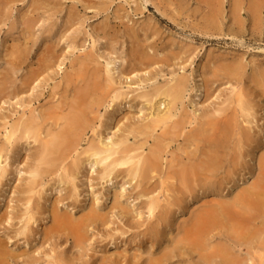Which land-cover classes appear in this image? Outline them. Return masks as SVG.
<instances>
[{"label":"rangeland","instance_id":"obj_1","mask_svg":"<svg viewBox=\"0 0 264 264\" xmlns=\"http://www.w3.org/2000/svg\"><path fill=\"white\" fill-rule=\"evenodd\" d=\"M258 70L264 71V0L5 4L0 251H7V264H264V199H232L260 177L264 193ZM175 85L181 100L152 128L171 100L156 89ZM71 113L83 115L75 139L42 160L43 141ZM28 122L40 132L36 141L23 132ZM120 141L130 154L157 151L159 170L143 181L127 165L107 175L99 155L89 153ZM209 155L219 159L214 168Z\"/></svg>","mask_w":264,"mask_h":264},{"label":"bare ground","instance_id":"obj_2","mask_svg":"<svg viewBox=\"0 0 264 264\" xmlns=\"http://www.w3.org/2000/svg\"><path fill=\"white\" fill-rule=\"evenodd\" d=\"M210 1V0H207V2ZM212 1V0H211ZM8 2H14V0H0V15L2 14V8L5 4H7ZM37 2V1H36ZM40 3V1H39ZM214 3V2H213ZM43 4V3H41ZM31 5V4H30ZM212 6V5H211ZM43 7V6H42ZM213 7V6H212ZM215 8V7H214ZM33 9V8H32ZM252 10L254 11V13L256 15H258L259 13V9H258V5L256 4H253L252 5ZM260 14V13H259ZM73 16V15H72ZM70 18V17H69ZM68 18V19H69ZM258 19V18H257ZM13 24V23H12ZM25 26L28 27V25L26 24ZM33 26V25H32ZM13 27V26H12ZM31 28V27H30ZM26 30V29H25ZM26 35V34H25ZM18 45V44H17ZM20 53V52H19ZM137 60V59H136ZM138 61V60H137ZM12 62V61H11ZM143 63V62H142ZM147 63V62H145ZM150 63V62H149ZM144 64V63H143ZM12 65V64H11ZM147 66V64L145 65ZM10 67V66H9ZM45 67V66H44ZM118 69V68H117ZM234 70V69H233ZM106 73L109 75V71L110 69L106 68ZM13 72V71H12ZM121 75H124L125 71H124V68H120L119 71H118ZM131 72V71H130ZM239 72V71H238ZM257 72V83L259 84L258 86L262 87V89H264V71L262 70H258L256 71ZM105 73V74H106ZM98 76V75H97ZM32 77V76H31ZM100 78V77H99ZM181 79V78H180ZM30 80V79H29ZM103 80V79H102ZM179 80V79H178ZM24 81V80H23ZM107 80H105L106 82ZM108 81L109 83H113L114 79L109 75V78H108ZM180 81V80H179ZM115 83V82H114ZM180 83V82H179ZM178 83V84H179ZM103 84V83H102ZM176 84V83H175ZM107 87H109L108 85H105ZM170 86V85H169ZM172 87V86H171ZM156 92L157 94L156 95H163L165 97L168 98V96L170 97L171 100H169L168 102V106L167 108L164 110V111H160V112H156L155 113V116L153 117V120L151 122V126L153 128V126H157V124H159L160 122H166L171 116H172V113L170 111V107L172 105V103H177L175 102L176 100H181L182 96H183V93H182V90H181V86L180 85H175L173 86L172 88H164L162 90H159V89H156ZM184 92V91H183ZM94 93V92H93ZM120 93H116L112 96V99L114 98H117L119 97ZM242 95L243 94H239V101L242 102ZM244 96V95H243ZM248 98V97H247ZM165 99V98H164ZM168 101V100H167ZM171 101V102H170ZM253 104V103H252ZM81 105V104H80ZM79 105V106H80ZM246 105V102L242 103L241 105V109H243L245 111V114H250V111L251 109H248L245 107ZM87 106V105H86ZM166 107V106H165ZM174 107V106H173ZM249 107V106H248ZM82 108V107H80ZM220 108V107H219ZM172 110V109H171ZM252 111V110H251ZM79 112V111H78ZM215 112V111H214ZM81 114H78V113H71V114H68L67 116V122H66V126L64 128H62L61 130H59L57 133L55 134H52L49 138H47L46 140L43 141L42 143V148H43V156H42V160H47L50 156H52L51 154L54 152L55 154V150L56 151H59L60 148H63L65 149L66 147H68L70 144H71V141L74 140L75 138L72 136L74 133H75V130L77 128H79V125L81 124ZM210 115V114H209ZM216 115V114H215ZM83 116V115H82ZM43 117V116H42ZM227 117V116H226ZM229 118V116H228ZM250 119V118H249ZM65 120V119H64ZM84 122V120H83ZM245 122V121H244ZM176 123V122H175ZM174 123V124H175ZM207 124H208V127H214V126H218L216 124V122H212V121H207ZM17 125V124H16ZM35 124L33 122H28L26 125H24V134L25 132H27V134H29V132L33 133V138L34 140L36 141L38 139V136L40 135V132L37 128L34 127L33 129V126ZM38 125V124H37ZM65 125V124H64ZM23 126V125H22ZM39 126V125H38ZM178 126V125H176ZM198 126V125H197ZM203 126V125H202ZM14 127V126H13ZM174 127V126H173ZM231 127V126H230ZM15 128V127H14ZM145 128V126H144ZM175 128V127H174ZM179 128V127H178ZM13 129V128H12ZM20 129V128H19ZM146 129L148 131H146L145 133H149L150 129L148 128V126L146 125ZM241 129V128H240ZM32 130V131H31ZM177 130V129H176ZM251 130V128H250ZM15 131L16 129H13L11 130L9 133H8V138L11 139L12 136H14L15 134ZM78 131V130H77ZM199 131V130H197ZM209 131V130H208ZM81 132V131H80ZM168 132V131H167ZM82 133V132H81ZM249 133V132H248ZM171 134V133H170ZM191 134V132H190ZM26 135V134H25ZM24 135V136H25ZM172 135V134H171ZM22 136V135H21ZM20 136V137H21ZM27 136H30L27 135ZM170 136V135H169ZM198 137V133L195 134V137ZM249 136V135H248ZM26 137V136H25ZM228 137V136H227ZM246 140V139H245ZM248 141V140H247ZM122 143V141L120 142H117V143H112L110 144L109 146H106V147H95L92 149V151L89 153V156L90 155H99V158L96 159V161L98 160H101L100 162L105 164L106 165V171H107V175H110L111 172L119 167V166H123V165H127V168L128 171L130 172H133L134 174H136V172H141L140 174V177H141V180H145L147 179V174L149 175V173L151 172H154V171H157L159 170V159L161 158V156L158 155V152L157 151H154L152 154L150 155H141L140 153L139 154H130L129 152L132 150V148L130 147H122L121 149L119 148L120 144ZM74 144V143H73ZM207 144V143H206ZM158 146V145H157ZM160 146V145H159ZM241 146V145H240ZM167 147V146H166ZM202 147V146H201ZM205 148V147H204ZM210 148V147H209ZM69 149V148H68ZM206 150V149H205ZM210 150V149H209ZM241 150V149H240ZM3 151V150H2ZM57 153V152H56ZM115 154H118L117 156H114ZM121 154V155H120ZM206 155V154H205ZM122 156V157H121ZM197 156V155H196ZM200 156H203V155H200ZM55 157V156H54ZM59 157V156H57ZM204 157V156H203ZM50 159V158H49ZM193 159V158H192ZM218 158L215 156V155H209V164L212 168H214V166H217V163H218ZM53 161V160H52ZM57 161V160H56ZM192 161V160H191ZM42 163V162H41ZM191 163V162H190ZM189 163V164H190ZM261 163V161H260ZM193 165V164H192ZM242 165V164H241ZM49 166V165H48ZM77 166V165H76ZM264 164L260 165V167H263ZM44 169V168H43ZM42 169V170H43ZM109 169V171H108ZM196 169V168H195ZM263 169V168H262ZM38 170V169H37ZM35 170V171H37ZM213 169H209V171H212ZM264 170V169H263ZM263 170L260 172L261 174L259 175H262L264 176V172ZM47 171V170H46ZM49 171V170H48ZM184 171V170H183ZM182 171V172H183ZM45 172V171H44ZM200 172V171H198ZM197 172V173H198ZM38 173L34 172V175H37ZM213 174V173H212ZM182 175V174H181ZM214 175V174H213ZM183 176V175H182ZM39 177V176H38ZM198 178V177H197ZM201 179V178H200ZM180 180V179H179ZM178 180V181H179ZM199 180V179H198ZM194 181V180H193ZM231 181V180H230ZM41 182V181H39ZM138 182V181H137ZM39 184V183H38ZM193 184V183H192ZM250 186V185H249ZM262 187V184H261V177L260 178H257L253 184L250 186V188H243L241 190V192H239V194H236L232 199H242L243 201H247L248 198L251 200V202H255L257 205H261L263 203V199H264V193L260 192L259 191V188ZM205 188V187H204ZM38 192V191H37ZM29 197V196H28ZM227 205H228V202H226ZM248 204V203H247ZM226 205V206H227ZM156 206V202L151 200L150 203H149V212L151 213L152 210H154ZM249 206V205H248ZM247 206V207H248ZM226 209V207H225ZM61 213V212H60ZM59 215V214H58ZM61 215V214H60ZM90 215V214H89ZM93 215V214H92ZM54 216V215H53ZM66 216V215H64ZM67 217V216H66ZM95 217V216H94ZM60 218V217H59ZM87 218V217H86ZM213 219L215 218L212 217ZM64 220H62V224H65L68 226L69 224V227L71 229H76L78 230V228H76L77 226L75 225L74 222H67V220L65 221V219L67 218H64ZM231 220V219H229ZM57 221V220H56ZM214 221V220H213ZM227 221V220H226ZM229 222V221H228ZM227 222V223H228ZM232 222V221H231ZM230 222V223H231ZM216 223V222H214ZM228 223V225L230 224ZM86 225V224H85ZM82 226V225H81ZM225 226V225H224ZM248 226V225H247ZM60 226H58L59 228ZM64 227V226H63ZM245 227V226H244ZM199 229H201V231L203 230L202 227H198ZM197 228V229H198ZM215 228V227H214ZM248 230V229H247ZM258 231V230H257ZM204 233V232H203ZM64 234V233H63ZM262 235V234H261ZM229 236V235H228ZM206 239V237H205ZM203 242V241H202ZM206 242V241H205ZM3 248V247H2ZM164 252V251H163ZM166 253V252H165ZM206 253V252H205ZM2 254V255H1ZM213 254V253H212ZM206 255V254H205ZM223 255V254H222ZM5 256V257H4ZM230 257V256H229ZM213 258V257H212ZM224 259V258H223ZM225 261H227L226 259H224ZM7 251H5V253L3 251H0V264H3V263H6L7 264ZM155 261V260H153ZM223 261V260H222ZM232 261V260H231ZM237 261V260H236ZM234 263V262H233Z\"/></svg>","mask_w":264,"mask_h":264}]
</instances>
